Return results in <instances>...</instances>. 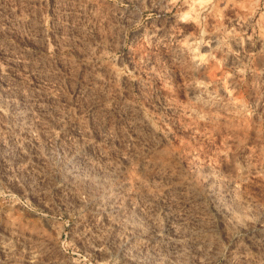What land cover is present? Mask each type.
<instances>
[{"label":"rangeland","instance_id":"374dc122","mask_svg":"<svg viewBox=\"0 0 264 264\" xmlns=\"http://www.w3.org/2000/svg\"><path fill=\"white\" fill-rule=\"evenodd\" d=\"M219 2L0 0V264H264V0Z\"/></svg>","mask_w":264,"mask_h":264},{"label":"bare ground","instance_id":"6f19581e","mask_svg":"<svg viewBox=\"0 0 264 264\" xmlns=\"http://www.w3.org/2000/svg\"><path fill=\"white\" fill-rule=\"evenodd\" d=\"M231 1H232V0H231ZM220 2H221V4H224V5H226V6L229 5L230 3L233 4V2H230V0H220ZM220 2H219V3H220ZM219 3H218V4H219ZM221 4H220V5H221ZM232 4H231V5H232ZM201 5H202V4H201ZM209 5H210V4H209ZM224 5H222V6H224ZM226 6H225V7H226ZM234 6H235V5H234ZM192 7L194 8L195 6H192ZM192 7H191V8H192ZM200 7H201V6H200ZM210 7H211V6H210ZM196 8H197V6H196ZM196 8H194V9H196ZM208 8H209V7H208ZM227 8H230V7L228 6ZM231 8H232V7H231ZM211 9L213 10L214 8L211 7ZM211 9H210V10H211ZM208 11H209V10H208ZM191 12H192V11H191ZM191 12H190V13H191ZM198 12H199V11H198ZM204 12H207V11H204ZM210 12H211V11H210ZM212 12H214V11H212ZM190 13H189V15H190ZM200 13H201V12H200ZM197 14H198V13H197ZM194 15H195V14H194ZM209 15H210V13H209ZM209 15H208V16H209ZM191 16H192V15H191ZM196 17H197V16H196ZM211 17H213V14H212ZM114 73H115V72H114Z\"/></svg>","mask_w":264,"mask_h":264}]
</instances>
